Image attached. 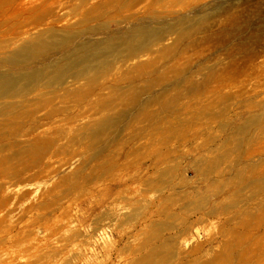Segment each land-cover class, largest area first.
<instances>
[{
    "label": "rangeland",
    "instance_id": "rangeland-1",
    "mask_svg": "<svg viewBox=\"0 0 264 264\" xmlns=\"http://www.w3.org/2000/svg\"><path fill=\"white\" fill-rule=\"evenodd\" d=\"M146 25L92 76L0 96V264H264V0H0V72L56 75L22 37Z\"/></svg>",
    "mask_w": 264,
    "mask_h": 264
},
{
    "label": "bare ground",
    "instance_id": "bare-ground-1",
    "mask_svg": "<svg viewBox=\"0 0 264 264\" xmlns=\"http://www.w3.org/2000/svg\"><path fill=\"white\" fill-rule=\"evenodd\" d=\"M161 32L162 29L158 26L132 27L126 33L107 38L105 41L81 42L73 47H69L64 37L56 38L49 31L39 34L33 41H27L22 37V47L14 51L18 55L25 54V51L37 44L41 45L46 40L45 37L50 39V44L58 45L57 49L61 50L59 57L50 65L56 71V75L51 77L49 67L44 68L38 65L24 72H0V96H26L28 93L32 94L34 90L38 89L41 92L49 88L50 92H54L62 83H68L66 81L68 78H71L70 83H75L83 76H92L96 70L107 64V57L113 53L128 51L132 54L136 50L146 48ZM76 38L78 36L74 39ZM9 63L16 67L19 59L12 56L9 58ZM19 66L27 68L25 61ZM21 103L23 102L18 105ZM18 105L14 108L17 109ZM103 126L111 127L112 125L108 120Z\"/></svg>",
    "mask_w": 264,
    "mask_h": 264
}]
</instances>
